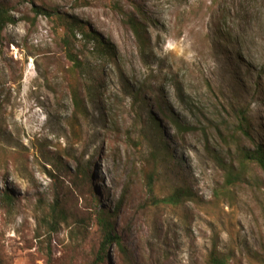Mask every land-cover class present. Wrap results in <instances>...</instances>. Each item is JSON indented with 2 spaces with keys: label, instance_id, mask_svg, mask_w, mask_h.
Returning a JSON list of instances; mask_svg holds the SVG:
<instances>
[{
  "label": "rangeland",
  "instance_id": "obj_1",
  "mask_svg": "<svg viewBox=\"0 0 264 264\" xmlns=\"http://www.w3.org/2000/svg\"><path fill=\"white\" fill-rule=\"evenodd\" d=\"M2 1L16 20L0 39L2 264H93L99 211L119 237L102 264H208L214 249L261 264L264 175L237 125L264 148V0ZM55 13L96 38L71 46L80 69ZM179 186L190 202H162ZM57 193L68 219L49 241L40 215Z\"/></svg>",
  "mask_w": 264,
  "mask_h": 264
},
{
  "label": "trees",
  "instance_id": "obj_2",
  "mask_svg": "<svg viewBox=\"0 0 264 264\" xmlns=\"http://www.w3.org/2000/svg\"><path fill=\"white\" fill-rule=\"evenodd\" d=\"M30 2L34 5V0H30ZM15 9L10 5L6 4L4 1L0 0V39L2 33L6 29L8 25L16 24V20L13 17V12ZM32 11L34 12L35 17L40 15H45L50 17L51 13L44 10L43 7L40 6H33ZM58 22L64 28L65 33L64 37L61 39V43L64 45L66 50V58L71 63L72 68L80 69L81 68V61L76 54L71 52V46L77 41V37L81 39H86L88 41L97 42L96 38L90 33L87 32L82 25L77 23L76 21H64L63 17L55 13ZM128 22L130 27L133 31L135 38L141 44L142 48L145 49L147 47V40L144 36L142 31L141 25L136 22L133 18H129ZM95 51L97 53H102L101 49H105V46L96 45ZM180 95V94H179ZM71 96L74 106V113L75 114H82L85 109L84 101L81 97L80 91L78 88L71 90ZM140 97V93L136 92L134 98L138 100ZM157 124L158 122L155 121ZM178 128L179 125L175 124ZM158 127V126H157ZM248 121L246 119H241L237 125V130L244 136L250 143L252 150H243L240 152V155L243 160L249 161L255 164L263 173L264 175V148L261 145H255L253 139L250 137L248 133ZM165 152H169L167 146L164 147ZM82 174V177H86V171H79ZM152 173L146 175L147 185L149 190L152 189L153 178ZM52 177V176H50ZM228 178L231 179H238L237 176H234L231 172L227 175ZM236 177V178H235ZM192 192L185 186L175 187L173 192L170 194L169 197L162 200V202L166 204H170L173 206H178L183 203L190 202L192 200ZM13 195L8 191L0 193V205L7 210V213H11L12 211V202ZM45 207V206H44ZM118 210V209H117ZM115 212L113 213H105L103 211H99L96 214V218L98 221L99 228L102 233L103 242L101 243L100 250L96 254L93 264H102L108 260V248L114 243H119V237L114 232V227L111 223V218L115 216ZM41 223L47 229L46 237L48 240H51L52 235H55L59 232V227L67 222L68 216L65 211L61 207V200L59 198L58 193L54 195L51 202L46 206L45 210L42 211L40 215ZM120 245V244H119ZM50 256V252L48 253ZM257 260L259 263L264 264V253L262 255H258ZM0 264L2 262L0 261ZM208 264H228V259L219 255L214 249L211 254L209 255Z\"/></svg>",
  "mask_w": 264,
  "mask_h": 264
}]
</instances>
